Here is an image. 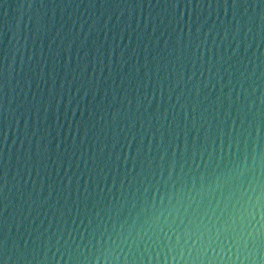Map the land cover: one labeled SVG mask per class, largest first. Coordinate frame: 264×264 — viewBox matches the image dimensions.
I'll list each match as a JSON object with an SVG mask.
<instances>
[{
	"label": "water",
	"instance_id": "obj_1",
	"mask_svg": "<svg viewBox=\"0 0 264 264\" xmlns=\"http://www.w3.org/2000/svg\"><path fill=\"white\" fill-rule=\"evenodd\" d=\"M0 264H264V0H0Z\"/></svg>",
	"mask_w": 264,
	"mask_h": 264
}]
</instances>
